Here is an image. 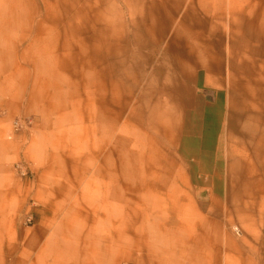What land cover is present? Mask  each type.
Masks as SVG:
<instances>
[{
	"label": "crops",
	"instance_id": "obj_1",
	"mask_svg": "<svg viewBox=\"0 0 264 264\" xmlns=\"http://www.w3.org/2000/svg\"><path fill=\"white\" fill-rule=\"evenodd\" d=\"M95 10L0 0V264H264V0ZM72 30L101 35L66 73Z\"/></svg>",
	"mask_w": 264,
	"mask_h": 264
},
{
	"label": "rangeland",
	"instance_id": "obj_2",
	"mask_svg": "<svg viewBox=\"0 0 264 264\" xmlns=\"http://www.w3.org/2000/svg\"><path fill=\"white\" fill-rule=\"evenodd\" d=\"M100 3V0H60L61 9L64 11H75L74 15L68 16L65 14L61 16L60 23H76L83 24L89 22V16H86L87 11H92L94 14L96 12L95 8ZM87 10V11H86ZM94 23H99V15L94 14L92 17ZM58 22L55 20V23ZM31 35L35 33H30ZM57 49L56 51L60 56L59 66L62 72L69 73L75 67L80 65L83 67L84 58L86 55V41L89 39L100 38V32L88 33L83 30H72V31H62L57 33ZM35 49L29 48L30 58L34 54ZM91 51L92 49L89 48ZM95 49H93L94 52ZM32 82V81H31ZM3 114V113H1ZM34 120L32 117L15 116L11 122L5 126L6 132L14 138H20L21 136H28V132L33 127ZM24 139V138H23ZM26 144V143H25ZM13 180L20 185H29L33 180V174L28 170L25 164L20 161H14L13 165ZM33 224V219L28 217L24 219L22 223L23 228L31 227ZM126 264V263H122Z\"/></svg>",
	"mask_w": 264,
	"mask_h": 264
},
{
	"label": "built area",
	"instance_id": "obj_3",
	"mask_svg": "<svg viewBox=\"0 0 264 264\" xmlns=\"http://www.w3.org/2000/svg\"><path fill=\"white\" fill-rule=\"evenodd\" d=\"M235 231H236L237 234L239 233V232L237 231V229H236Z\"/></svg>",
	"mask_w": 264,
	"mask_h": 264
}]
</instances>
